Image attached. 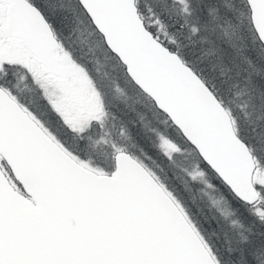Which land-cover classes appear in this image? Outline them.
<instances>
[{
  "label": "snow or ice",
  "instance_id": "obj_1",
  "mask_svg": "<svg viewBox=\"0 0 264 264\" xmlns=\"http://www.w3.org/2000/svg\"><path fill=\"white\" fill-rule=\"evenodd\" d=\"M0 264H264V0H0Z\"/></svg>",
  "mask_w": 264,
  "mask_h": 264
},
{
  "label": "rangeland",
  "instance_id": "obj_2",
  "mask_svg": "<svg viewBox=\"0 0 264 264\" xmlns=\"http://www.w3.org/2000/svg\"><path fill=\"white\" fill-rule=\"evenodd\" d=\"M101 64H103V61H101ZM107 71V68L106 67H102V70H101V72H102V74L104 73V72H106ZM103 148H104V146L103 145H101L100 146V148H99V150H103Z\"/></svg>",
  "mask_w": 264,
  "mask_h": 264
},
{
  "label": "trees",
  "instance_id": "obj_3",
  "mask_svg": "<svg viewBox=\"0 0 264 264\" xmlns=\"http://www.w3.org/2000/svg\"><path fill=\"white\" fill-rule=\"evenodd\" d=\"M225 2L227 3V2H229V0H225ZM101 70H102V67L100 68V72H101ZM101 74H102V72H101Z\"/></svg>",
  "mask_w": 264,
  "mask_h": 264
}]
</instances>
